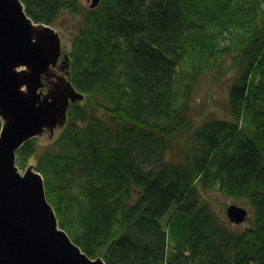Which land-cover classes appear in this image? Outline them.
<instances>
[{"label":"trees","instance_id":"trees-1","mask_svg":"<svg viewBox=\"0 0 264 264\" xmlns=\"http://www.w3.org/2000/svg\"><path fill=\"white\" fill-rule=\"evenodd\" d=\"M20 1L35 22L79 17L66 70L84 98L15 152L67 235L105 264H264V0ZM229 71L226 116L195 121L201 78ZM212 188L250 205L248 227L202 202Z\"/></svg>","mask_w":264,"mask_h":264},{"label":"water","instance_id":"water-1","mask_svg":"<svg viewBox=\"0 0 264 264\" xmlns=\"http://www.w3.org/2000/svg\"><path fill=\"white\" fill-rule=\"evenodd\" d=\"M88 1L90 8L100 2ZM61 53L50 24L33 21L20 0H0V264H105L58 225L35 165L20 173L15 164L24 141L61 128L71 103L84 98L68 70H51ZM61 61L60 69L68 67L67 55ZM247 214L245 205H226L230 223H242Z\"/></svg>","mask_w":264,"mask_h":264},{"label":"rangeland","instance_id":"rangeland-1","mask_svg":"<svg viewBox=\"0 0 264 264\" xmlns=\"http://www.w3.org/2000/svg\"><path fill=\"white\" fill-rule=\"evenodd\" d=\"M82 3L84 6H87L89 4L88 0H82ZM80 16V15H79ZM78 15L77 16H66L63 14L61 16L60 22L58 21L57 24H52L51 26L54 28V30L58 31L59 38L61 40V50L62 53L60 54L58 58V62L56 65L60 66L63 62L61 61L63 58H65V55L68 56L69 48L72 41V36L76 31V25L78 22ZM69 65V63H68ZM225 66V63L223 67ZM60 68V67H58ZM68 67H65L64 69H61V71L66 70ZM64 73V71H63ZM227 74L224 75L221 79H217L212 84H210V74L204 75V77L201 78L199 81V85H197L192 92V98L190 100V107L192 108V114L195 117V121H201L209 117L210 115L215 114H221L222 116H226V112L224 111V108L221 105H217L219 103H223L226 98V91L229 85V82L231 80L232 71L226 72ZM213 97V98H212ZM82 100V99H81ZM81 102V101H78ZM60 128H54L52 130V133L49 129H43L42 133L38 135V139L40 143H45L46 141L52 140L56 135H58ZM16 164V161H15ZM28 164H33V162H30ZM27 164V165H28ZM19 172L22 173L25 167L20 168L18 167ZM199 197H201L202 202L206 203L208 207H211V209L219 216L227 219L225 216V208L226 205L230 204L231 202H234L238 205H245L248 209V216L247 219L242 221L240 224L230 223L231 227L242 229L244 227H248L251 223L252 219V211L250 208V205H248L243 199H237L232 196H227L223 192L217 190V189H209L204 190L201 189L199 191ZM228 220V219H227Z\"/></svg>","mask_w":264,"mask_h":264},{"label":"flooded vegetation","instance_id":"flooded-vegetation-1","mask_svg":"<svg viewBox=\"0 0 264 264\" xmlns=\"http://www.w3.org/2000/svg\"><path fill=\"white\" fill-rule=\"evenodd\" d=\"M55 66H58V65H55ZM55 66H54V67H55ZM54 67H53V68H54ZM60 70H61V69H60Z\"/></svg>","mask_w":264,"mask_h":264},{"label":"bare ground","instance_id":"bare-ground-1","mask_svg":"<svg viewBox=\"0 0 264 264\" xmlns=\"http://www.w3.org/2000/svg\"><path fill=\"white\" fill-rule=\"evenodd\" d=\"M247 207V206H246ZM247 219V218H246Z\"/></svg>","mask_w":264,"mask_h":264}]
</instances>
